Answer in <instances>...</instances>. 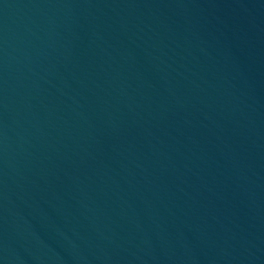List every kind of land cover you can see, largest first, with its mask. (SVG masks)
<instances>
[{
  "label": "water",
  "instance_id": "obj_1",
  "mask_svg": "<svg viewBox=\"0 0 264 264\" xmlns=\"http://www.w3.org/2000/svg\"><path fill=\"white\" fill-rule=\"evenodd\" d=\"M0 264H264V0H0Z\"/></svg>",
  "mask_w": 264,
  "mask_h": 264
}]
</instances>
